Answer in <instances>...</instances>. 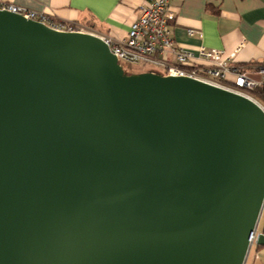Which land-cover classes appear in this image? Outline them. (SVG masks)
<instances>
[{
	"label": "water",
	"instance_id": "water-1",
	"mask_svg": "<svg viewBox=\"0 0 264 264\" xmlns=\"http://www.w3.org/2000/svg\"><path fill=\"white\" fill-rule=\"evenodd\" d=\"M263 208L261 106L0 11V264H244Z\"/></svg>",
	"mask_w": 264,
	"mask_h": 264
},
{
	"label": "crops",
	"instance_id": "crops-1",
	"mask_svg": "<svg viewBox=\"0 0 264 264\" xmlns=\"http://www.w3.org/2000/svg\"><path fill=\"white\" fill-rule=\"evenodd\" d=\"M149 1L0 0V3L44 12L59 21L80 23L119 41L126 37L140 8ZM169 5L175 16L171 25L177 46L197 55L200 48L229 54L241 45L235 64L252 72L264 68V0H169ZM196 64L206 65L202 61ZM258 247L250 248L244 264H264V247Z\"/></svg>",
	"mask_w": 264,
	"mask_h": 264
},
{
	"label": "built area",
	"instance_id": "built-area-1",
	"mask_svg": "<svg viewBox=\"0 0 264 264\" xmlns=\"http://www.w3.org/2000/svg\"><path fill=\"white\" fill-rule=\"evenodd\" d=\"M6 11L27 21L42 24L52 30L67 33H86L102 40L122 66L156 70L164 76L187 77L253 99L249 92L264 86V68L252 72L235 64L241 45L229 54L222 50L200 48L197 55L176 45L172 34L174 12L169 0H151L140 8L123 40L97 34L80 23L56 20L44 12H36L12 4L0 3ZM192 34V32H189ZM196 61L206 65L199 66ZM258 77V78H257ZM258 227L250 235V248L255 245Z\"/></svg>",
	"mask_w": 264,
	"mask_h": 264
},
{
	"label": "rangeland",
	"instance_id": "rangeland-1",
	"mask_svg": "<svg viewBox=\"0 0 264 264\" xmlns=\"http://www.w3.org/2000/svg\"><path fill=\"white\" fill-rule=\"evenodd\" d=\"M123 68H124L125 72L128 74L143 73V72L149 70V69H143L140 67H133V66L132 67L131 66H123ZM152 71L155 73H158V71H156V70H152ZM263 222H264V208H263L260 220H259L258 229L263 225Z\"/></svg>",
	"mask_w": 264,
	"mask_h": 264
},
{
	"label": "trees",
	"instance_id": "trees-1",
	"mask_svg": "<svg viewBox=\"0 0 264 264\" xmlns=\"http://www.w3.org/2000/svg\"><path fill=\"white\" fill-rule=\"evenodd\" d=\"M249 95L264 107V86L249 92ZM262 233L264 235V222L262 225Z\"/></svg>",
	"mask_w": 264,
	"mask_h": 264
}]
</instances>
